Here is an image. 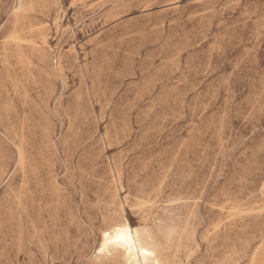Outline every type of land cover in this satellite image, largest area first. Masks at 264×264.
I'll return each instance as SVG.
<instances>
[{"label": "rangeland", "instance_id": "1", "mask_svg": "<svg viewBox=\"0 0 264 264\" xmlns=\"http://www.w3.org/2000/svg\"><path fill=\"white\" fill-rule=\"evenodd\" d=\"M264 264V0H0V264Z\"/></svg>", "mask_w": 264, "mask_h": 264}, {"label": "bare ground", "instance_id": "2", "mask_svg": "<svg viewBox=\"0 0 264 264\" xmlns=\"http://www.w3.org/2000/svg\"><path fill=\"white\" fill-rule=\"evenodd\" d=\"M162 250L149 232L131 228L124 220L103 231L98 254L118 251L122 255L121 264H166Z\"/></svg>", "mask_w": 264, "mask_h": 264}]
</instances>
